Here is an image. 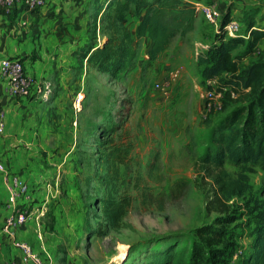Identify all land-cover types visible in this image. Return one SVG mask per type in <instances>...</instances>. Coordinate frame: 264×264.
I'll use <instances>...</instances> for the list:
<instances>
[{"label": "rangeland", "instance_id": "1", "mask_svg": "<svg viewBox=\"0 0 264 264\" xmlns=\"http://www.w3.org/2000/svg\"><path fill=\"white\" fill-rule=\"evenodd\" d=\"M106 1L95 0L91 7L86 36L75 43L77 55L69 66L73 72L59 68V76L47 79L48 85L40 82L42 92L35 94L42 97L36 112H45L43 124L52 131L50 152L72 176L69 192L59 189L56 197L67 196L69 205L61 203L63 216L73 214L75 221L80 217L75 250L82 264H164L167 259L170 264H189L196 230L205 225L218 227L221 234L217 246L223 254L216 264H240L250 251L255 226L264 225V170L258 164L225 162L229 178L248 177L247 190L226 201L225 212L209 208L214 184L199 160L215 151L222 119L244 104L247 95L238 88L220 108L208 110L207 82L197 57L219 35L238 39L231 53L244 69L264 60V38L251 45L250 37L237 38L209 26L197 10L194 30L176 35L154 60L147 58V43L139 40L132 65L111 78L87 65L83 52L87 43L104 38L106 21H100L103 12L97 13V5ZM192 1L215 2L227 13L224 21L239 20L243 31L247 24L253 30L264 27V0ZM172 68L180 76L170 96L163 97L153 83ZM214 79L212 89L233 76L221 73ZM121 193L133 198L124 226L113 230L103 224L98 235V197ZM71 253L66 263L78 264Z\"/></svg>", "mask_w": 264, "mask_h": 264}, {"label": "trees", "instance_id": "2", "mask_svg": "<svg viewBox=\"0 0 264 264\" xmlns=\"http://www.w3.org/2000/svg\"><path fill=\"white\" fill-rule=\"evenodd\" d=\"M100 12H103L100 21H106V31H101L104 38L100 43H87L83 50L84 59L87 65L107 73L111 78H116L132 65L141 38L145 37L150 41L147 58L154 60L168 48L176 35L184 36L189 33L198 16V11L190 0H107L104 5H97V13ZM130 12L137 19L133 32L125 24ZM226 14L223 12V23ZM222 25L218 27L219 31L223 30ZM252 27V24L246 26L247 30L250 29V44L254 45L264 38V27L254 30ZM95 30L96 25L94 35ZM234 37L242 36L238 34ZM218 38L197 57V63L203 66L201 74L204 80L229 73L233 79L218 87L227 89L223 101L230 98V91L235 92L238 88L247 95L244 104L236 106L222 119L214 138L215 151L204 155L198 165L213 180L214 192L208 202L209 208L225 212L226 201L247 190L248 177L241 175L239 178H229L223 168L224 163L258 164L264 170V60L258 59L250 66L240 69L239 60L231 53L238 39L225 40L220 35ZM132 200V196L127 193H121L117 197L110 194L98 197V210L102 220L97 222L95 232L102 234L103 224L113 230L123 227V217ZM196 235L198 240L193 245L189 264H216L223 254V248L217 246L221 237L219 228L212 225L201 226L197 228ZM253 235L250 251L243 256L240 264H264V225H256ZM166 262L170 264V260H165L164 264Z\"/></svg>", "mask_w": 264, "mask_h": 264}, {"label": "crops", "instance_id": "3", "mask_svg": "<svg viewBox=\"0 0 264 264\" xmlns=\"http://www.w3.org/2000/svg\"><path fill=\"white\" fill-rule=\"evenodd\" d=\"M94 2L49 0L47 7L37 11L21 8L14 16L0 14V53L20 59L26 72L39 84H51L46 80L59 76V68L69 70L75 60V43L86 36V25ZM23 20L25 25L21 24ZM134 23L137 19L130 12L125 24L132 32ZM209 26L212 27L211 24ZM140 40L150 44L145 37ZM40 91L35 89L28 97L12 98L6 95L0 83V108L5 110V130L0 134V162L4 165V171L0 170V262L15 260L18 264H35L31 260H22L15 240L27 242L38 249L36 233L40 225L45 244L43 255L49 257L52 264H67L70 251L77 263L82 264L81 253L75 250L80 217L78 215L75 221L73 214L63 216L65 212L61 211V203L67 201V196L61 193L56 197L59 189L69 192L72 176L64 173L63 166L60 162L56 163L58 159L50 152L49 136L52 131L43 124L45 112H36L42 97L35 94ZM13 176L26 181L30 187V199L19 198L18 205L36 210L46 201L47 210L40 221L32 217L22 225L5 231L2 224L8 213V186ZM50 203L54 204L49 207Z\"/></svg>", "mask_w": 264, "mask_h": 264}, {"label": "built area", "instance_id": "4", "mask_svg": "<svg viewBox=\"0 0 264 264\" xmlns=\"http://www.w3.org/2000/svg\"><path fill=\"white\" fill-rule=\"evenodd\" d=\"M49 0H0V14L6 16H14L15 12L21 8L25 11H37L47 7ZM198 11L201 12L204 20L211 24L214 29L222 25L224 31L230 36L241 34L242 37L248 38L250 29L243 31L242 23L230 18L228 21L222 22L223 11L217 6L215 2H208L201 4L200 2H193ZM25 25L26 21H21ZM180 76V71L177 68H172L167 72V75L153 83V89L163 97H169L172 84L176 83ZM207 88L204 92L205 107L208 110L218 109L221 107L224 92L227 90L223 88L212 89L211 85L215 79L207 80ZM0 83L3 85V90L9 97H28L34 93L35 89H39V83L35 77L29 75L23 62L20 59L3 56L0 53ZM234 96V92L230 91V97ZM5 130V110L0 108V134ZM0 170L4 171V165L0 162ZM30 187L26 181H22L16 176H13L11 183L8 186V213L2 224V229L10 230L15 226L22 225L29 218H34L40 221L46 210V201L36 210H27L18 205V199H30ZM39 242L38 249L33 248L30 244L24 241L15 240V245L21 253L22 260H31L35 264H52L49 257L43 255L45 251L44 237L42 226L36 233ZM0 264H18L15 260H7L0 262Z\"/></svg>", "mask_w": 264, "mask_h": 264}]
</instances>
